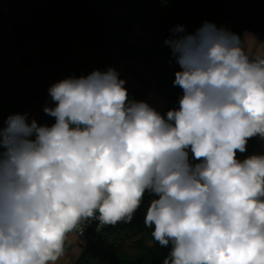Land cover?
Masks as SVG:
<instances>
[{
    "label": "clouds",
    "instance_id": "clouds-1",
    "mask_svg": "<svg viewBox=\"0 0 264 264\" xmlns=\"http://www.w3.org/2000/svg\"><path fill=\"white\" fill-rule=\"evenodd\" d=\"M251 37V39H250ZM205 21L164 41L178 108L132 98L112 67L48 89L54 118L0 123V264H61L86 222L144 225L162 264H264V44Z\"/></svg>",
    "mask_w": 264,
    "mask_h": 264
},
{
    "label": "trees",
    "instance_id": "trees-1",
    "mask_svg": "<svg viewBox=\"0 0 264 264\" xmlns=\"http://www.w3.org/2000/svg\"><path fill=\"white\" fill-rule=\"evenodd\" d=\"M205 21L240 35L263 31L264 0H0V123L27 113L51 125L54 118L43 112L52 106L49 82L106 71L119 61L132 98L151 93L165 102L162 113L178 108L179 66L164 41L178 25L195 33ZM147 206L146 197L131 223L104 226L75 264H162L170 247L156 244L145 227Z\"/></svg>",
    "mask_w": 264,
    "mask_h": 264
},
{
    "label": "crops",
    "instance_id": "crops-1",
    "mask_svg": "<svg viewBox=\"0 0 264 264\" xmlns=\"http://www.w3.org/2000/svg\"><path fill=\"white\" fill-rule=\"evenodd\" d=\"M245 33H248L255 37V40L252 41L254 45L253 51H255L256 48L260 47L261 44H264V30L257 33H251V32H245ZM253 140L255 141L254 147L247 156L252 154L264 153V140H261L259 137L249 140L247 146H251V142ZM67 251H68V259L66 261H62L61 264H75L83 251V247L79 244L78 238L71 239V241L67 244Z\"/></svg>",
    "mask_w": 264,
    "mask_h": 264
},
{
    "label": "rangeland",
    "instance_id": "rangeland-1",
    "mask_svg": "<svg viewBox=\"0 0 264 264\" xmlns=\"http://www.w3.org/2000/svg\"><path fill=\"white\" fill-rule=\"evenodd\" d=\"M135 35L141 36V33L136 31ZM138 65L141 66V61L139 60ZM124 63L119 61L113 68L119 72V74L122 72V67ZM23 72V71H22ZM56 81L49 82V87L55 84ZM128 87L130 89L136 88V85L128 82ZM140 100L148 102L150 105L156 107L159 111H161L165 107V102L159 98L154 97L151 93H148L144 95Z\"/></svg>",
    "mask_w": 264,
    "mask_h": 264
},
{
    "label": "built area",
    "instance_id": "built-area-1",
    "mask_svg": "<svg viewBox=\"0 0 264 264\" xmlns=\"http://www.w3.org/2000/svg\"><path fill=\"white\" fill-rule=\"evenodd\" d=\"M103 228L104 227L99 228L98 230L97 221L86 222L82 236L78 237V242L83 247V249L89 243L95 242L97 240Z\"/></svg>",
    "mask_w": 264,
    "mask_h": 264
}]
</instances>
